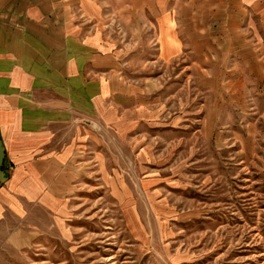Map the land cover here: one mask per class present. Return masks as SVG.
Wrapping results in <instances>:
<instances>
[{
	"label": "rangeland",
	"instance_id": "374dc122",
	"mask_svg": "<svg viewBox=\"0 0 264 264\" xmlns=\"http://www.w3.org/2000/svg\"><path fill=\"white\" fill-rule=\"evenodd\" d=\"M239 1L176 0L195 43L170 63L149 2L137 45L116 20L131 104L53 130L76 154L52 207L2 211L0 264H264V35Z\"/></svg>",
	"mask_w": 264,
	"mask_h": 264
},
{
	"label": "crops",
	"instance_id": "0c3cea01",
	"mask_svg": "<svg viewBox=\"0 0 264 264\" xmlns=\"http://www.w3.org/2000/svg\"><path fill=\"white\" fill-rule=\"evenodd\" d=\"M146 2L158 59L190 57L192 27L177 18L176 0H167L162 12L155 9L157 0ZM140 3L144 0H0V134L13 165L1 216L20 208L14 202L19 195L53 206L59 193L53 179L76 154L52 147L56 127L78 129L97 116L105 120L117 108L128 109L133 95L119 67L126 65L129 45H122L115 25L119 19L125 27L134 13L131 33L136 45L142 42ZM239 3L251 18L259 17L264 35V0Z\"/></svg>",
	"mask_w": 264,
	"mask_h": 264
},
{
	"label": "water",
	"instance_id": "95a60500",
	"mask_svg": "<svg viewBox=\"0 0 264 264\" xmlns=\"http://www.w3.org/2000/svg\"><path fill=\"white\" fill-rule=\"evenodd\" d=\"M5 157H6V147L4 145L3 139L0 134V187L8 179V176L6 175V172L3 169Z\"/></svg>",
	"mask_w": 264,
	"mask_h": 264
}]
</instances>
